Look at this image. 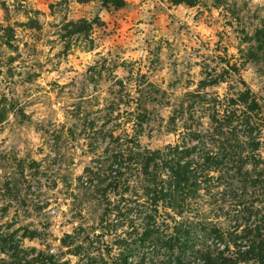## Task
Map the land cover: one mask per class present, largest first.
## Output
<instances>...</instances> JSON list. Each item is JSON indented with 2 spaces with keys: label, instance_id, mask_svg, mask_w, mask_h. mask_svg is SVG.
<instances>
[{
  "label": "rangeland",
  "instance_id": "374dc122",
  "mask_svg": "<svg viewBox=\"0 0 264 264\" xmlns=\"http://www.w3.org/2000/svg\"><path fill=\"white\" fill-rule=\"evenodd\" d=\"M123 1L103 9L101 0H0V99L11 106L0 125V240L12 235L24 261L94 264L106 250L119 256L120 231L107 234L101 223L106 204L119 198L86 187V170L107 166L109 131L162 149L178 140L179 123L177 133L168 123L187 93L222 98L230 86L244 90L238 78L264 105V0ZM80 19L100 22L91 47L81 42L63 54L58 31ZM28 20L40 30L23 27ZM7 27L16 49L4 45ZM218 75L225 82L199 89ZM139 76L164 95L146 106L149 120L136 138L131 98ZM65 235L92 240L90 259L62 247ZM12 261L0 250V264Z\"/></svg>",
  "mask_w": 264,
  "mask_h": 264
},
{
  "label": "trees",
  "instance_id": "16d2710c",
  "mask_svg": "<svg viewBox=\"0 0 264 264\" xmlns=\"http://www.w3.org/2000/svg\"><path fill=\"white\" fill-rule=\"evenodd\" d=\"M24 1L14 0L18 5ZM185 1L171 0L175 6ZM124 5L123 0H101L103 9ZM58 6L51 5V13ZM99 24L98 19H80L62 25L58 31L62 53L81 42L90 48L93 26ZM23 27L40 30L35 20ZM2 31L5 47L14 49L13 30ZM237 72L232 66L229 74L237 77ZM138 80L136 97L131 98L136 138L149 120L146 106L164 95L144 76ZM223 82L222 75L211 77L199 89ZM238 82L244 90L230 86L222 98L200 90L187 93L168 123L172 133H177L179 123L178 140L162 149L141 147L126 132L115 138L108 132L107 166L96 163L98 168L86 170V187L101 191L102 197L119 198L106 204L101 223L107 234L120 231L117 238L122 247L117 258H110L111 251L106 250L94 264H264V105L245 82L240 78ZM7 109L11 106L7 108L3 97L0 125ZM73 239L65 235L62 247L74 246L76 256L90 259L92 240ZM84 240L89 249L83 247ZM0 241L1 253L13 259L9 264L38 263L19 257L20 250L11 245L12 235Z\"/></svg>",
  "mask_w": 264,
  "mask_h": 264
}]
</instances>
